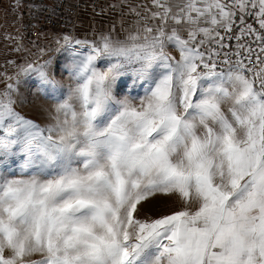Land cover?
Returning a JSON list of instances; mask_svg holds the SVG:
<instances>
[{
  "label": "snow or ice",
  "instance_id": "1",
  "mask_svg": "<svg viewBox=\"0 0 264 264\" xmlns=\"http://www.w3.org/2000/svg\"><path fill=\"white\" fill-rule=\"evenodd\" d=\"M152 6L122 40L64 37L66 95L47 62L24 69L52 123L0 91V264H264V0ZM157 196L178 207L146 216Z\"/></svg>",
  "mask_w": 264,
  "mask_h": 264
},
{
  "label": "rangeland",
  "instance_id": "2",
  "mask_svg": "<svg viewBox=\"0 0 264 264\" xmlns=\"http://www.w3.org/2000/svg\"><path fill=\"white\" fill-rule=\"evenodd\" d=\"M22 16L23 6L21 0H0V91H3L9 84L13 85L16 111L44 127L53 122L52 116L55 115L54 105L56 101L52 97V84H43L35 72L24 71L29 65L38 66L43 63L37 60L34 52L23 48L20 44ZM51 35L56 38L60 37L59 34ZM181 36L187 38L185 34ZM86 39L84 37L83 40ZM165 50L177 60L179 59V52L174 45L167 44ZM70 63L71 57L68 51L65 50V46L58 48L47 63L50 73L49 79L57 83L64 95L67 94L68 87L73 83L68 74ZM122 80L124 81L125 94L136 95L143 93L145 85L143 83L139 87L133 85V77L131 75L123 77ZM0 170L8 171L7 168ZM17 172L18 169L8 174L15 175ZM177 207L178 204L174 200L157 196L145 205L144 214L154 217L159 214H168Z\"/></svg>",
  "mask_w": 264,
  "mask_h": 264
},
{
  "label": "built area",
  "instance_id": "3",
  "mask_svg": "<svg viewBox=\"0 0 264 264\" xmlns=\"http://www.w3.org/2000/svg\"><path fill=\"white\" fill-rule=\"evenodd\" d=\"M23 16L20 29V44L37 56L40 63H48L60 47L65 46L64 37L77 38V33L85 21L93 22L100 14L110 17V22L120 19L132 0H21ZM132 20L143 22L142 15H131ZM258 27L251 19L247 21ZM239 28L230 35L235 36ZM51 34H59L56 38ZM221 34L225 35L221 29ZM226 43L235 51L234 39ZM244 43L245 41H240ZM215 47V45H212ZM227 50V49H225Z\"/></svg>",
  "mask_w": 264,
  "mask_h": 264
},
{
  "label": "crops",
  "instance_id": "4",
  "mask_svg": "<svg viewBox=\"0 0 264 264\" xmlns=\"http://www.w3.org/2000/svg\"><path fill=\"white\" fill-rule=\"evenodd\" d=\"M178 0H170V3L175 4ZM133 9L135 11H133ZM157 9L153 8L152 0H132L127 8L126 13L120 18L116 19L114 22H110V17L106 14H100L96 17V20L93 22L85 21L79 31L77 39L83 40L84 37L89 41L96 40L100 34H111L115 39H124L129 32H134L137 27H143V22H138L132 20L131 15H142L144 18L150 15V12L156 11ZM176 11V8L173 7V12ZM148 23L155 27L159 24V21H151ZM173 27H176L180 31V35H187L184 29L187 25H174L171 21L168 23V31ZM83 37V38H82ZM86 39V40H87Z\"/></svg>",
  "mask_w": 264,
  "mask_h": 264
}]
</instances>
